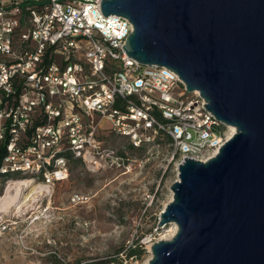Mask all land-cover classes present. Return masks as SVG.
<instances>
[{"label": "built area", "instance_id": "1", "mask_svg": "<svg viewBox=\"0 0 264 264\" xmlns=\"http://www.w3.org/2000/svg\"><path fill=\"white\" fill-rule=\"evenodd\" d=\"M99 2L0 0V190L23 177L48 196L68 178L71 162L128 173L130 163L159 148L168 162L174 158L177 177L184 157L204 162L227 140V126L197 91L186 92L173 71L125 54L131 24L103 16ZM105 132L122 140L121 153L102 138ZM124 148L142 155L128 158ZM82 199L69 197L74 204ZM5 213L0 234L8 227Z\"/></svg>", "mask_w": 264, "mask_h": 264}, {"label": "water", "instance_id": "2", "mask_svg": "<svg viewBox=\"0 0 264 264\" xmlns=\"http://www.w3.org/2000/svg\"><path fill=\"white\" fill-rule=\"evenodd\" d=\"M125 17V54L173 71L233 134L204 162L184 157L144 264H264V0H100Z\"/></svg>", "mask_w": 264, "mask_h": 264}, {"label": "rangeland", "instance_id": "3", "mask_svg": "<svg viewBox=\"0 0 264 264\" xmlns=\"http://www.w3.org/2000/svg\"><path fill=\"white\" fill-rule=\"evenodd\" d=\"M102 138L121 153V139L106 132ZM124 150L128 158L142 155L141 150ZM145 157L142 163H130L128 173L121 168L89 170L71 162L68 178L55 184L50 195L37 193L18 211L20 203L15 208L9 205L8 227L0 234V264H144L150 255L148 239H160L170 227L167 223L164 229L156 228V221L170 200L168 187L176 178L174 158L168 162L165 148ZM162 171L158 190L147 205L146 196ZM15 178L9 181L23 179ZM6 185L3 182L0 191ZM24 189L25 195L30 188L26 193ZM71 194L83 199L74 204L69 201ZM135 243L141 245L139 255L124 257L127 247Z\"/></svg>", "mask_w": 264, "mask_h": 264}, {"label": "bare ground", "instance_id": "4", "mask_svg": "<svg viewBox=\"0 0 264 264\" xmlns=\"http://www.w3.org/2000/svg\"><path fill=\"white\" fill-rule=\"evenodd\" d=\"M233 132H234V128L232 126H227V130H226L227 138L230 137L231 134H233ZM5 187H4L5 190H3L2 195L0 196V205H1L0 213L1 212L8 213L9 210H11V207L9 205L11 206L14 205V208H15L18 203H20V205L17 208V211L20 210L23 206H25L30 201V199H32V197L35 196V194L38 193L36 190V187H33L30 181H26V180L25 181L21 180V182L20 181L18 182L15 180L9 181ZM23 187H25L24 193H26L27 190L30 188L29 191L25 195L22 193ZM4 204L6 205L7 210L5 209ZM175 229H176L175 225L173 223H170L169 229L165 230L164 233L161 234L160 239H165V240L170 239L171 236L174 234ZM147 248L149 250V245L147 246Z\"/></svg>", "mask_w": 264, "mask_h": 264}, {"label": "trees", "instance_id": "5", "mask_svg": "<svg viewBox=\"0 0 264 264\" xmlns=\"http://www.w3.org/2000/svg\"><path fill=\"white\" fill-rule=\"evenodd\" d=\"M4 178H7V176H5ZM141 251H142L141 245L135 243L132 248L130 246L127 247L124 253V257H128V258L134 256L136 257L139 255Z\"/></svg>", "mask_w": 264, "mask_h": 264}]
</instances>
